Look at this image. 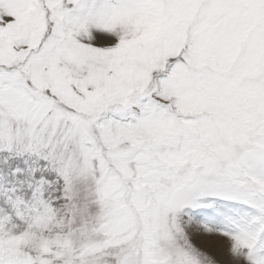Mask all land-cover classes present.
I'll use <instances>...</instances> for the list:
<instances>
[{"label": "snow or ice", "instance_id": "snow-or-ice-1", "mask_svg": "<svg viewBox=\"0 0 264 264\" xmlns=\"http://www.w3.org/2000/svg\"><path fill=\"white\" fill-rule=\"evenodd\" d=\"M0 264H264V0H0Z\"/></svg>", "mask_w": 264, "mask_h": 264}]
</instances>
